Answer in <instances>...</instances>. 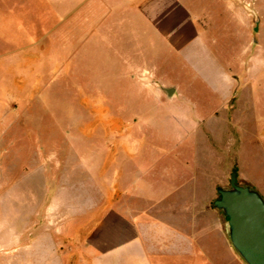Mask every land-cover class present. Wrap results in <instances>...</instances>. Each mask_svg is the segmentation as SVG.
Returning <instances> with one entry per match:
<instances>
[{"label": "rangeland", "instance_id": "1", "mask_svg": "<svg viewBox=\"0 0 264 264\" xmlns=\"http://www.w3.org/2000/svg\"><path fill=\"white\" fill-rule=\"evenodd\" d=\"M193 1L200 27L193 45H135L129 72L98 78L94 59L68 83L55 77L35 107L2 111L8 124L0 132V183L47 185L36 192L53 202L55 230L72 235L95 220L109 230L115 209L139 228L160 219L167 230L191 232L193 247L204 250L195 258L167 255L166 264H246L214 200L233 169L264 197V151L255 144L258 114L264 117V0H185ZM207 12L219 21L212 30ZM258 69L253 82L248 71ZM222 70L231 101L260 102L261 112L220 107L223 96L213 86L222 83L215 75Z\"/></svg>", "mask_w": 264, "mask_h": 264}, {"label": "crops", "instance_id": "2", "mask_svg": "<svg viewBox=\"0 0 264 264\" xmlns=\"http://www.w3.org/2000/svg\"><path fill=\"white\" fill-rule=\"evenodd\" d=\"M195 3L0 0V132L8 124L2 111L18 110L22 105L35 107L39 95L44 99L52 92L55 77L68 83L71 78L80 77L94 59L100 63L95 67L99 70L94 77L98 78L113 70L129 72L128 66L134 64L135 45L179 50L193 45L200 29L199 17L193 10ZM218 22L207 12V30ZM219 73L215 75L223 78L222 83L213 88L223 96L221 108L262 111L260 102L231 101L230 75L225 70ZM248 73L253 82L262 76L260 69ZM261 113L255 144L264 151ZM240 175L249 180L244 171ZM23 188L32 191L30 195L15 193L7 197L2 192ZM42 188L48 187L37 181L0 183V264H166L167 255L193 254L195 258L204 252L193 247L191 232L167 230L166 222L160 219L142 222L139 228L138 222L133 223L115 209L109 215V230H103L96 220L93 227L79 226L72 235L55 230L53 202L40 199L36 192Z\"/></svg>", "mask_w": 264, "mask_h": 264}, {"label": "water", "instance_id": "3", "mask_svg": "<svg viewBox=\"0 0 264 264\" xmlns=\"http://www.w3.org/2000/svg\"><path fill=\"white\" fill-rule=\"evenodd\" d=\"M172 94L174 88L167 89ZM215 206L227 223V234L246 264H264V197L251 183H241L237 169L230 185H218Z\"/></svg>", "mask_w": 264, "mask_h": 264}]
</instances>
